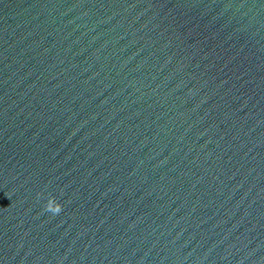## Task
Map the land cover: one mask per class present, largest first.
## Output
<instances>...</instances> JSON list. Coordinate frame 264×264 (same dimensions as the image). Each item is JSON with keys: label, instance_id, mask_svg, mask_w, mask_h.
Wrapping results in <instances>:
<instances>
[{"label": "water", "instance_id": "95a60500", "mask_svg": "<svg viewBox=\"0 0 264 264\" xmlns=\"http://www.w3.org/2000/svg\"><path fill=\"white\" fill-rule=\"evenodd\" d=\"M0 264H264V0H0Z\"/></svg>", "mask_w": 264, "mask_h": 264}]
</instances>
